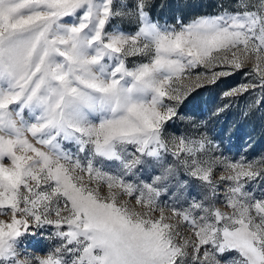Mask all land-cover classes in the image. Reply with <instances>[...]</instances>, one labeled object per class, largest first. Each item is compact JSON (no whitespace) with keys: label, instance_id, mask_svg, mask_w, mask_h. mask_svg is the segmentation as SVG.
<instances>
[{"label":"snow or ice","instance_id":"1","mask_svg":"<svg viewBox=\"0 0 264 264\" xmlns=\"http://www.w3.org/2000/svg\"><path fill=\"white\" fill-rule=\"evenodd\" d=\"M157 6L0 0V264H264V157L171 131L264 105V0Z\"/></svg>","mask_w":264,"mask_h":264},{"label":"rangeland","instance_id":"2","mask_svg":"<svg viewBox=\"0 0 264 264\" xmlns=\"http://www.w3.org/2000/svg\"><path fill=\"white\" fill-rule=\"evenodd\" d=\"M214 3L215 0H158L155 15L161 22H171L175 17L212 12ZM161 4L167 6L161 8ZM236 82L232 79L214 88L194 92L181 109L182 118L176 121L171 131L190 134L204 131L229 157H264V105L249 110L250 99L241 97L224 112L212 115L224 103L220 92Z\"/></svg>","mask_w":264,"mask_h":264}]
</instances>
